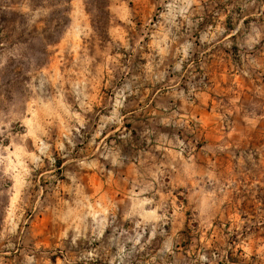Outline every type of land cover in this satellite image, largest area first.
<instances>
[{
    "label": "rangeland",
    "instance_id": "obj_1",
    "mask_svg": "<svg viewBox=\"0 0 264 264\" xmlns=\"http://www.w3.org/2000/svg\"><path fill=\"white\" fill-rule=\"evenodd\" d=\"M0 264H264V0H0Z\"/></svg>",
    "mask_w": 264,
    "mask_h": 264
}]
</instances>
